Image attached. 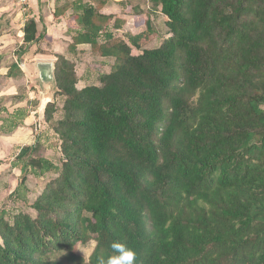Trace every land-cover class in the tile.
<instances>
[{
    "label": "trees",
    "instance_id": "obj_1",
    "mask_svg": "<svg viewBox=\"0 0 264 264\" xmlns=\"http://www.w3.org/2000/svg\"><path fill=\"white\" fill-rule=\"evenodd\" d=\"M108 1L54 9L56 21L74 18L70 53L88 45L114 63L99 86L79 89L74 62L56 56L43 122L60 165L38 140L18 155L14 201L24 202L28 168L55 176L30 205L35 216L0 211V264H98L114 240L136 264H264V0H153L169 34L154 49L152 14L135 6L116 18L102 12ZM111 24L129 33L116 37ZM22 33L25 45L47 39L36 16ZM90 243L84 258L77 248Z\"/></svg>",
    "mask_w": 264,
    "mask_h": 264
},
{
    "label": "rangeland",
    "instance_id": "obj_2",
    "mask_svg": "<svg viewBox=\"0 0 264 264\" xmlns=\"http://www.w3.org/2000/svg\"><path fill=\"white\" fill-rule=\"evenodd\" d=\"M69 1L77 2L78 0ZM22 3L19 0L1 1V4L6 8L3 11L4 21H2V25H4L5 30L9 29V31L6 33L8 39H0V67L9 68L11 64L19 62V55L23 52H27L23 58L26 59L27 63L25 64L30 68L33 59L32 54L43 53L40 55L47 56L45 58L52 61H56V56L62 54L66 59L74 62L75 72L78 78L77 88L82 89L91 85L99 86V77L109 73L114 60L101 59L94 56L90 52L89 46H78L79 49L75 53L68 51V45L71 43V32L67 33L65 30L66 28L68 30L76 29L74 18L70 17L71 12H68L63 18V27L54 26L48 32L46 26L43 25L41 31L46 34L49 42L42 41L36 49L33 45L27 46L23 42H18L21 39L16 36L21 28L20 25L22 24L23 18L21 15L14 14H18L23 8ZM62 4L63 2L58 4L56 0V4L52 5L51 9L54 10L56 6ZM152 5L153 0H109L102 12L106 15H113L116 18H125V15L129 14L135 6L141 8L143 11L150 12L152 14L151 21L158 32V37L153 42L147 44L145 49H154L158 48L163 40L169 37V34L165 26L166 17L161 14L159 8L153 9ZM12 19L14 20L13 25H11ZM112 25L111 31L116 37L125 38L129 33V25L124 26L118 31H113ZM43 42H45V46H42ZM22 43L23 45H20ZM139 53L140 51L132 49L133 55H138ZM30 73L33 75L32 68ZM34 86L36 85L34 81H31V75L29 73H26V76L24 74L23 80L18 78L9 81L6 78L0 77V211H7L9 217H12L18 211L35 216V212L30 205L41 193L45 182L55 176L53 171L36 176L34 174L35 172L31 168H28L26 170L27 181L20 190L26 204L22 200L17 199L14 201V199H11V194L16 190L21 181V172L17 166H22L18 161V155L22 149L26 146L34 145L38 140L42 146L40 155L52 164L56 166L60 165V141L52 131L51 125L43 122L45 107L48 103L54 101V94L57 91L53 87H49L45 92H41L38 86V88H34ZM8 88H14L17 95L7 97L10 96L8 92L13 90H8ZM21 95L25 97L21 100L17 99V96L20 97ZM58 100L57 106L60 108L62 102L60 99ZM35 102L38 103L37 107L34 105ZM45 103L47 104L45 105ZM22 112L27 115L23 123L8 131L7 124H12V117L14 119L17 116L15 120H19L23 114ZM61 116L62 114L60 112H56L54 121L59 120ZM4 119L9 122L7 124L6 122L4 123ZM92 248V243L88 246H78L77 252L84 258H87Z\"/></svg>",
    "mask_w": 264,
    "mask_h": 264
},
{
    "label": "crops",
    "instance_id": "obj_3",
    "mask_svg": "<svg viewBox=\"0 0 264 264\" xmlns=\"http://www.w3.org/2000/svg\"><path fill=\"white\" fill-rule=\"evenodd\" d=\"M1 1L2 0H0V24H1V26H2V35H1V37H0V39H2V40H4V39H8V37H7V32L9 31V29H7V30H5L4 28V25H2V21H4V12L3 11H5L6 10V8H5V6H3L2 4H1ZM62 1H64V0H62ZM61 1V2H62ZM29 2V6H32L33 8H32V10H31V7H30V9H25V8H22L19 12H18V14L16 13V14H14V15H21V17L23 18L22 19V24L20 25V29H19V31H18V33H17V37H20V39H21V41H18V42H22V36H23V33H22V28H23V26H24V23H25V21H27L29 18H31V16H36L37 17V20H38V30L40 31V32H42L41 30H42V28H43V25L44 26H46V28L48 29V32L51 30V28L52 27H58V26H60V27H63V19H61L60 21H56V20H54V18H53V13H54V10L53 9H51V7H52V5H54V4H56V0H29L28 1ZM105 8V7H104ZM55 9V8H54ZM33 11V12H32ZM48 11V12H47ZM13 15V16H14ZM13 19H12V24L11 25H13ZM63 24V25H62ZM66 32L68 31V28H66V30H65ZM47 32V33H48ZM46 40V42H49L47 39H45ZM2 43H3V41H2ZM23 44V43H22ZM22 44H20V45H22ZM27 46H30V45H27ZM36 49H37V46H35V45H33ZM42 46H45V42H43L42 43ZM82 46H88V45H82ZM32 48V47H31ZM79 48H77V50H78ZM25 54H27V52H23V53H21V55H19V62H16L15 64H17V66H18V68H19V70H17V71H15V72H13L12 73V75L11 76H7V73H8V69L9 68H3L2 66L0 67V77H2V78H6V79H8L9 81H13V80H15V79H21V80H23V78H24V74H25V76H26V73H29V75H31V81H34L35 79H36V77H37V71H36V68L34 67V64H35V62H38V61H52V60H48V59H46L45 57H47V56H42V55H40V54H43V53H35V55L34 54H32V62H31V68H32V71H33V75L30 73V70H31V68L29 67V66H27L25 63H27L26 62V59L25 58H23V56L25 55ZM60 55H62V54H60ZM62 56H64V55H62ZM53 63L55 62V61H52ZM10 67V66H9ZM26 72V73H25ZM34 88H37L36 86H34ZM11 89H13L11 92H8V93H10L9 95L10 96H7V97H13V96H15V95H17V92L15 93V89L14 88H8V90H11ZM30 90V89H29ZM31 91V90H30ZM15 93V94H14ZM25 96H23V95H21L20 97H18L17 96V99H23ZM25 116H24V119L26 118V114L24 113V112H22ZM12 117V116H11ZM22 117V116H21ZM20 117V118H21ZM13 118V117H12ZM7 119V118H6ZM6 119H4V123L6 122V124H7V122H9L8 120L6 121ZM24 119H19L18 120V122H20L21 123V121H22V123H23V121H24ZM8 125V124H7Z\"/></svg>",
    "mask_w": 264,
    "mask_h": 264
},
{
    "label": "clouds",
    "instance_id": "obj_4",
    "mask_svg": "<svg viewBox=\"0 0 264 264\" xmlns=\"http://www.w3.org/2000/svg\"><path fill=\"white\" fill-rule=\"evenodd\" d=\"M111 253L107 258H99L98 264H136V253L125 243L114 240L110 244ZM91 253H89L90 257Z\"/></svg>",
    "mask_w": 264,
    "mask_h": 264
},
{
    "label": "water",
    "instance_id": "obj_5",
    "mask_svg": "<svg viewBox=\"0 0 264 264\" xmlns=\"http://www.w3.org/2000/svg\"><path fill=\"white\" fill-rule=\"evenodd\" d=\"M34 67L37 71V77L34 80L36 87L38 86L41 92H45L49 87H53L57 91L54 63L52 61H38L35 62Z\"/></svg>",
    "mask_w": 264,
    "mask_h": 264
},
{
    "label": "built area",
    "instance_id": "obj_6",
    "mask_svg": "<svg viewBox=\"0 0 264 264\" xmlns=\"http://www.w3.org/2000/svg\"><path fill=\"white\" fill-rule=\"evenodd\" d=\"M19 1H22V2H24L25 0H19Z\"/></svg>",
    "mask_w": 264,
    "mask_h": 264
},
{
    "label": "bare ground",
    "instance_id": "obj_7",
    "mask_svg": "<svg viewBox=\"0 0 264 264\" xmlns=\"http://www.w3.org/2000/svg\"><path fill=\"white\" fill-rule=\"evenodd\" d=\"M43 97V96H42ZM41 104V103H40Z\"/></svg>",
    "mask_w": 264,
    "mask_h": 264
}]
</instances>
